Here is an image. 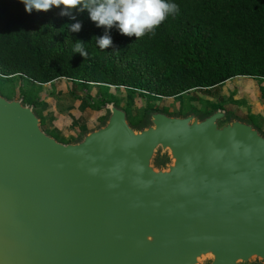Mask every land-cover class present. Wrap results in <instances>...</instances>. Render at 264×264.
Wrapping results in <instances>:
<instances>
[{
    "label": "water",
    "instance_id": "1",
    "mask_svg": "<svg viewBox=\"0 0 264 264\" xmlns=\"http://www.w3.org/2000/svg\"><path fill=\"white\" fill-rule=\"evenodd\" d=\"M72 141L0 93V264H264V133L224 108Z\"/></svg>",
    "mask_w": 264,
    "mask_h": 264
},
{
    "label": "trees",
    "instance_id": "2",
    "mask_svg": "<svg viewBox=\"0 0 264 264\" xmlns=\"http://www.w3.org/2000/svg\"><path fill=\"white\" fill-rule=\"evenodd\" d=\"M170 2L178 13L137 40L115 25L98 27L86 9L27 13L22 0H0V78L18 76L32 85L67 78L84 88L123 87L149 97L209 89L233 77L264 81V0ZM76 22L80 30L71 31ZM105 34L112 45L100 49L96 41ZM77 41L86 56L73 52ZM21 91L24 102L39 105L30 88Z\"/></svg>",
    "mask_w": 264,
    "mask_h": 264
},
{
    "label": "rangeland",
    "instance_id": "3",
    "mask_svg": "<svg viewBox=\"0 0 264 264\" xmlns=\"http://www.w3.org/2000/svg\"><path fill=\"white\" fill-rule=\"evenodd\" d=\"M29 88L39 104L35 109L44 119L43 130L63 142L100 125L106 115V101L124 108L129 120L140 121L150 108L169 114H184L191 108L208 113L222 104L235 116L251 120L264 133V81L259 78L233 77L212 88L191 89L173 97H149L123 87L105 89L98 84L84 88L67 78L41 85H32L18 76L11 81L0 78V93L7 98H22L21 90Z\"/></svg>",
    "mask_w": 264,
    "mask_h": 264
},
{
    "label": "clouds",
    "instance_id": "4",
    "mask_svg": "<svg viewBox=\"0 0 264 264\" xmlns=\"http://www.w3.org/2000/svg\"><path fill=\"white\" fill-rule=\"evenodd\" d=\"M24 11L31 13L47 12L53 7L62 8V15H67L72 9L87 10L90 19L99 27H118L121 34L135 36L137 40L151 33L169 17L178 13L179 6L170 0H22ZM77 32L81 24L76 22L70 26ZM100 49L109 48L112 39L107 34L96 41ZM73 52L82 56L87 53L83 43H74Z\"/></svg>",
    "mask_w": 264,
    "mask_h": 264
}]
</instances>
